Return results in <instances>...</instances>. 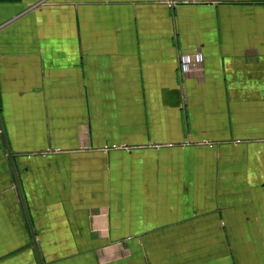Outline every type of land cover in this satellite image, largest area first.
<instances>
[{
  "label": "crops",
  "instance_id": "1",
  "mask_svg": "<svg viewBox=\"0 0 264 264\" xmlns=\"http://www.w3.org/2000/svg\"><path fill=\"white\" fill-rule=\"evenodd\" d=\"M0 264H264V0H0Z\"/></svg>",
  "mask_w": 264,
  "mask_h": 264
},
{
  "label": "built area",
  "instance_id": "2",
  "mask_svg": "<svg viewBox=\"0 0 264 264\" xmlns=\"http://www.w3.org/2000/svg\"><path fill=\"white\" fill-rule=\"evenodd\" d=\"M168 6L171 5L168 4ZM201 63H202V57L200 54L182 57L180 60L181 71L184 74H189L190 72H192V69L194 67L199 66Z\"/></svg>",
  "mask_w": 264,
  "mask_h": 264
}]
</instances>
